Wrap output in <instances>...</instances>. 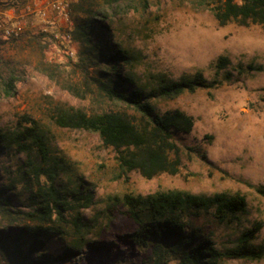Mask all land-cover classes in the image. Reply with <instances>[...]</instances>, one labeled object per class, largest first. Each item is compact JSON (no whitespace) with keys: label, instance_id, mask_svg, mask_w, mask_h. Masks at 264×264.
<instances>
[{"label":"rangeland","instance_id":"374dc122","mask_svg":"<svg viewBox=\"0 0 264 264\" xmlns=\"http://www.w3.org/2000/svg\"><path fill=\"white\" fill-rule=\"evenodd\" d=\"M56 1L0 0V23L24 27L19 39L0 40V74L14 72L19 79L14 97L7 98L0 84V130H23L28 127L26 117L37 123L49 148L46 163L36 149L29 155L6 151L1 158L0 185L17 202L15 211L31 212L35 208L31 197L39 183L55 177L72 207L64 213V238L81 247L82 260L76 264H89L88 243L115 241L113 236L131 230L130 223L114 224L109 218L111 197L167 191L240 194L247 201L246 213L226 223H219L212 214L204 216V237L219 251L231 250L244 231L262 223L254 244L264 246V198L257 192L264 187V30L233 22L221 27L212 9L224 0H124L120 12L107 21L111 43L129 57L121 66L122 74L132 76L146 93L162 80L179 81L198 72L220 83L217 88L171 100H153L161 114L181 110L192 116L195 129L182 137L180 173L147 180L138 172L124 171L117 154L97 134L56 124L59 109H82L88 114L101 109L124 111L99 96L94 79L100 68L83 66L78 44L65 38L72 37L76 24L99 9L103 0H59L69 6L68 21L49 9ZM41 11L48 16L42 17ZM222 56L230 59L231 66L217 74L215 65ZM80 186L93 192L89 209L79 208L71 197ZM78 215L92 229L77 230L73 223ZM2 223L0 216V229ZM27 225L22 220L15 227ZM139 259L128 264H140ZM0 264L15 262L0 255ZM220 264H264V259H223Z\"/></svg>","mask_w":264,"mask_h":264},{"label":"trees","instance_id":"16d2710c","mask_svg":"<svg viewBox=\"0 0 264 264\" xmlns=\"http://www.w3.org/2000/svg\"><path fill=\"white\" fill-rule=\"evenodd\" d=\"M123 1L103 0L101 7L88 12L71 34L79 46L80 63L100 68L98 79H94L99 96L124 111L101 109L88 114L82 109H59L56 124L97 134L105 147L114 150L126 172H138L147 180L163 174L176 176L182 166V137L194 131L195 119L181 110L161 114L152 102L155 98L171 100L184 93L214 89L220 83L211 82L198 72L179 81L162 80L156 89L146 93L132 76L122 74L121 66L129 57L125 50L111 43L107 21L120 12ZM212 12L221 27L233 22L244 28L259 26L264 30V0H224ZM229 66L230 59L220 57L215 65L217 74ZM249 69L254 67L250 65ZM0 82L7 98L16 95L19 79L14 72L0 74ZM23 121L28 125L23 130H0V160L6 151L29 155L36 149L41 161L48 162L49 148L37 123L26 117ZM39 174L36 172L37 181ZM54 179L50 176L48 182L39 183L37 194L31 197L35 208L28 213L15 211L17 202L8 194L9 189L0 185V255H6L15 264H76L82 260L80 245L64 238V213L72 207L66 199L68 195L60 192ZM257 192L264 198V187ZM71 197L79 208L89 209L93 204V192L84 186ZM110 202L109 218L114 224L130 223L131 230L113 236L115 241L88 243L89 264H128L135 258H140V264H220L223 259H264V246L254 244L262 223L244 231L231 250L219 251L210 238L204 237V216L212 214L219 223H226L246 213L247 201L240 194L199 196L167 191L148 196H115ZM22 220L28 225L15 227ZM73 224L79 231L92 229L80 215Z\"/></svg>","mask_w":264,"mask_h":264},{"label":"built area","instance_id":"2783aa9c","mask_svg":"<svg viewBox=\"0 0 264 264\" xmlns=\"http://www.w3.org/2000/svg\"><path fill=\"white\" fill-rule=\"evenodd\" d=\"M69 6L65 5L64 3H62L61 1H56L53 2L52 5H50L49 9H52L53 11H55L57 14L65 17V19L68 21L69 20V14H68V9ZM47 9V10H49ZM42 17L46 18L48 16V12L47 11H41L40 12ZM24 34V27L21 24H16V25H12V26H7L4 23H0V40H15V39H19L22 35ZM66 41L70 42L72 40L71 35H67L66 37ZM74 52H70L69 53V57L71 59L74 58Z\"/></svg>","mask_w":264,"mask_h":264}]
</instances>
